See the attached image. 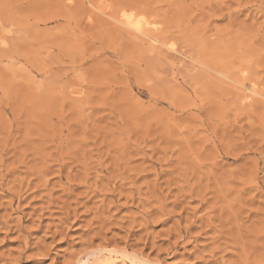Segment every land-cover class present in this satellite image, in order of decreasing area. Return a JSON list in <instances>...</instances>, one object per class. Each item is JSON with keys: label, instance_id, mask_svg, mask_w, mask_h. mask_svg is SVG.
<instances>
[{"label": "rangeland", "instance_id": "obj_1", "mask_svg": "<svg viewBox=\"0 0 264 264\" xmlns=\"http://www.w3.org/2000/svg\"><path fill=\"white\" fill-rule=\"evenodd\" d=\"M98 261L264 264V0H0V264Z\"/></svg>", "mask_w": 264, "mask_h": 264}, {"label": "bare ground", "instance_id": "obj_2", "mask_svg": "<svg viewBox=\"0 0 264 264\" xmlns=\"http://www.w3.org/2000/svg\"><path fill=\"white\" fill-rule=\"evenodd\" d=\"M104 263H106V262H104V261L103 262L98 261V264H104ZM109 264H112V263H109Z\"/></svg>", "mask_w": 264, "mask_h": 264}]
</instances>
